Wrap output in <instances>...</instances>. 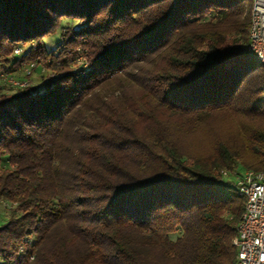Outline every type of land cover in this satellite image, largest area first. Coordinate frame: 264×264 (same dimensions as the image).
Returning a JSON list of instances; mask_svg holds the SVG:
<instances>
[{
    "label": "trees",
    "instance_id": "obj_1",
    "mask_svg": "<svg viewBox=\"0 0 264 264\" xmlns=\"http://www.w3.org/2000/svg\"><path fill=\"white\" fill-rule=\"evenodd\" d=\"M250 14L251 0H0V74L50 70L0 83V264H235L244 200L220 171H264ZM213 124L210 151L189 152L183 136Z\"/></svg>",
    "mask_w": 264,
    "mask_h": 264
},
{
    "label": "built area",
    "instance_id": "obj_2",
    "mask_svg": "<svg viewBox=\"0 0 264 264\" xmlns=\"http://www.w3.org/2000/svg\"><path fill=\"white\" fill-rule=\"evenodd\" d=\"M247 50L264 66V0H251ZM220 176L244 200L232 241L235 264H264V171L244 170L230 178L229 172L222 169Z\"/></svg>",
    "mask_w": 264,
    "mask_h": 264
},
{
    "label": "rangeland",
    "instance_id": "obj_3",
    "mask_svg": "<svg viewBox=\"0 0 264 264\" xmlns=\"http://www.w3.org/2000/svg\"><path fill=\"white\" fill-rule=\"evenodd\" d=\"M64 29H69L66 27H62L61 31L63 32ZM58 36V33L55 35H49L46 37L45 42L49 44V49H55L57 46V41H55V38ZM25 46L23 47H16L14 49V54L19 56ZM77 55H75V58ZM45 62V61H44ZM43 62V63H44ZM88 62L87 54L78 56L76 59H73L71 61V67H80V66H86ZM37 64L36 62H27L20 65L14 64L11 65V67L2 70V74L4 79H0V83H5V85L9 88H14L18 86L25 85L26 80L33 79L35 83L40 82V78L44 76L47 77L50 74V70L46 68V64ZM16 69L15 71L13 69ZM4 71V72H3ZM28 76L25 77V74L29 73ZM26 74V75H27ZM29 77V78H28ZM29 82H32V80H29ZM223 126L220 125H214L212 126V129L204 128L199 130V127L195 129V131L186 134L183 139V143L191 153H207L210 151V135H215L217 132H221V129ZM233 171V170H232ZM230 178H234L233 176H230ZM8 213L7 209L4 208L3 203L0 204V220L3 218L5 219V215Z\"/></svg>",
    "mask_w": 264,
    "mask_h": 264
}]
</instances>
